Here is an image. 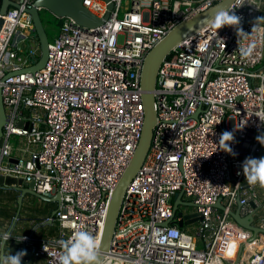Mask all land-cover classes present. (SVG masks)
Returning <instances> with one entry per match:
<instances>
[{
	"label": "built area",
	"instance_id": "built-area-1",
	"mask_svg": "<svg viewBox=\"0 0 264 264\" xmlns=\"http://www.w3.org/2000/svg\"><path fill=\"white\" fill-rule=\"evenodd\" d=\"M34 1L16 0L19 8L0 12L7 116L0 174L33 182L44 196L61 194L56 236L22 240L34 257L59 264V241L72 235V226L101 245L112 192L142 134L146 55L180 22L222 0H83L98 18L113 2L109 18L95 27L62 18L44 66L13 73L37 53L18 50L28 34L37 36L27 11ZM225 10L241 18L240 37L235 26L217 30L209 23L182 39L159 67L151 146L124 193L99 264H264V232L255 234L230 213L237 199L242 214L252 211L256 191L241 164L264 156L256 139L264 135L256 116L264 113V0H234ZM239 39L255 44L250 57L241 55ZM224 131L233 133L228 143L236 155L221 149ZM180 192L203 217L193 232L178 225L179 217L165 225ZM258 226L264 229V218Z\"/></svg>",
	"mask_w": 264,
	"mask_h": 264
},
{
	"label": "water",
	"instance_id": "water-1",
	"mask_svg": "<svg viewBox=\"0 0 264 264\" xmlns=\"http://www.w3.org/2000/svg\"><path fill=\"white\" fill-rule=\"evenodd\" d=\"M110 1V0H106ZM234 0H222L216 3L214 6L208 8L207 10L200 12L186 21L180 22L176 25L167 35L161 40L150 52L146 55L144 60V66L142 70L141 77V87L143 89V105H144V122L142 128V134L139 141V144L134 152V155L125 169L123 175L121 176L117 186L112 192L111 199L109 202L108 213L106 217L105 228L103 232L99 263L103 259V252L108 251L112 242L113 234L116 228L120 207L124 193L130 184L131 180L141 167L149 149L151 146L153 138V128L156 124V112H155V95L154 89L157 85V75L159 67L163 59L167 54L185 37L189 35H194L201 28L207 26L216 14L227 9ZM13 7H20L15 0H2L0 12L1 14H6L8 9ZM113 8V2H110L108 5V11L106 12L104 18H98L93 15L84 5L83 0H35L32 7L28 8L27 11L31 15L34 29L39 39L40 44V57L37 61L32 63L30 66L21 68L13 73H22V72H35L42 68L48 57V47H49V35L47 33L45 24L41 18V10L45 9L52 15L58 18L71 17L75 19L78 23L95 27L104 23L110 16V12ZM4 20L0 18V30L3 26ZM6 109L2 100V95L0 91V146L3 143V127L6 123ZM11 162L16 163L17 159L12 158ZM0 187H13L21 192L18 196V208L16 214L13 218L12 224L7 231L9 236L20 215L23 199L26 193H31L35 196H38L44 200H53L47 196L42 195L34 190L33 182H24L22 178H16L11 176H4L0 174ZM183 193L180 192L177 198L174 201V210L172 217L165 222V225H169L176 221V218L180 219L177 221L178 225L182 228L187 224H196L203 220L202 215L195 210V204L190 201L182 200ZM56 200L60 203L61 194L56 193ZM221 201V200H220ZM216 204V207L224 209V206L221 202ZM253 206V203H250ZM180 205H187L193 208L192 212L189 214H183L180 210ZM240 200L237 199V209L231 210L232 217L240 223L242 226L251 229L257 234L258 232H264V229L258 226L256 223V211L253 209L248 214H242ZM56 211L52 212V217L54 218ZM8 240V239H7ZM7 240L3 239L0 242V255H5V249L7 246ZM22 243V246L19 243ZM12 245L14 251L26 250L27 255L22 258V262L25 263L27 260L31 261L33 254L28 247H25L21 239L16 238L15 242Z\"/></svg>",
	"mask_w": 264,
	"mask_h": 264
},
{
	"label": "crops",
	"instance_id": "crops-1",
	"mask_svg": "<svg viewBox=\"0 0 264 264\" xmlns=\"http://www.w3.org/2000/svg\"><path fill=\"white\" fill-rule=\"evenodd\" d=\"M17 140L19 141L18 138H15V141ZM254 190L256 191V197L251 199L250 203L252 202L253 206L250 204V207L257 212L256 223L259 224L264 218V187L256 184ZM20 194L21 192L13 187H0V242L4 239L12 224L18 208L17 199ZM47 197L53 200H44L31 193L25 194L16 225L8 236L5 255L16 253L12 249V245H14L16 238L21 239L23 235H30L36 243L51 240L56 236L59 223L56 217H52V212L57 210L59 202L56 200V194ZM235 209H237V204L233 207V210ZM196 224H187L184 228L193 232ZM19 245L22 246V243L20 242ZM22 264H47V262L45 258L33 256L31 261L27 260Z\"/></svg>",
	"mask_w": 264,
	"mask_h": 264
},
{
	"label": "clouds",
	"instance_id": "clouds-1",
	"mask_svg": "<svg viewBox=\"0 0 264 264\" xmlns=\"http://www.w3.org/2000/svg\"><path fill=\"white\" fill-rule=\"evenodd\" d=\"M210 22L217 30L228 25L236 27L239 37L244 33L243 29L239 27L241 18L227 10L219 11ZM252 31H256V25L253 27ZM238 44L243 57H250L252 55L255 47L254 43L245 46L240 43L239 39ZM256 116L259 117L261 121H264V113H258ZM233 139L234 135L232 132L224 131L220 136L219 145L221 149L236 155L228 143L229 141H233ZM256 139L261 144H264V135H258ZM241 167L243 175L249 185L259 184L261 187H264V156L246 157ZM237 174L239 175L240 173ZM72 227V235L67 239L59 241L61 248V253L58 258L59 264H99L101 249L99 239L82 227L79 229L75 226ZM4 239H8L7 234L4 236ZM25 239H27V237L23 236L21 241ZM45 251H47L46 247ZM26 255V250L18 251L15 254L0 255V264H22V258Z\"/></svg>",
	"mask_w": 264,
	"mask_h": 264
},
{
	"label": "rangeland",
	"instance_id": "rangeland-1",
	"mask_svg": "<svg viewBox=\"0 0 264 264\" xmlns=\"http://www.w3.org/2000/svg\"><path fill=\"white\" fill-rule=\"evenodd\" d=\"M123 14H124V10H121L120 17H122ZM44 16H45V27L47 28V30L50 33L48 35H50V37H51V39H49V41L51 42L54 35L57 33V31L59 29H58V26L55 24L51 13L45 12ZM22 21L27 22V17L23 18ZM263 22H264V16H263ZM39 48L40 47H39V42L37 40V36L32 37L31 34H28L27 38L22 40L18 46L19 54H21V55L25 54L28 49L30 51L34 50V51L38 52V51H40ZM19 60H21V59H19ZM12 142H14V139H12ZM180 210L182 212H184V214H189L192 212L193 208L191 206L181 205Z\"/></svg>",
	"mask_w": 264,
	"mask_h": 264
},
{
	"label": "trees",
	"instance_id": "trees-1",
	"mask_svg": "<svg viewBox=\"0 0 264 264\" xmlns=\"http://www.w3.org/2000/svg\"><path fill=\"white\" fill-rule=\"evenodd\" d=\"M45 12H48V11H46L45 9L41 10V18H42L44 24H45V16H44ZM52 17L54 19L55 24L58 26V29H59V27H60V25L62 23V18L55 17L54 15H52ZM46 30H47V28H46ZM47 33L50 34L48 30H47ZM49 39H51L50 35H49ZM37 40L39 42L38 37H37ZM39 47H40V44H39ZM40 53H41V51H38L34 56L30 57L29 60H28L29 63H34L35 61H37L39 59V57H40Z\"/></svg>",
	"mask_w": 264,
	"mask_h": 264
},
{
	"label": "bare ground",
	"instance_id": "bare-ground-1",
	"mask_svg": "<svg viewBox=\"0 0 264 264\" xmlns=\"http://www.w3.org/2000/svg\"><path fill=\"white\" fill-rule=\"evenodd\" d=\"M26 18V17H25ZM26 21H22V23H25Z\"/></svg>",
	"mask_w": 264,
	"mask_h": 264
}]
</instances>
